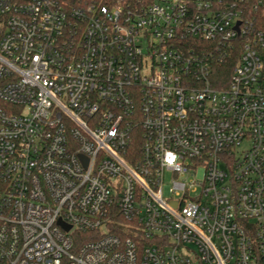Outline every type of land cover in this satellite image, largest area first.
<instances>
[{
	"label": "built area",
	"instance_id": "obj_1",
	"mask_svg": "<svg viewBox=\"0 0 264 264\" xmlns=\"http://www.w3.org/2000/svg\"><path fill=\"white\" fill-rule=\"evenodd\" d=\"M0 264H264L261 0H0Z\"/></svg>",
	"mask_w": 264,
	"mask_h": 264
},
{
	"label": "trees",
	"instance_id": "obj_2",
	"mask_svg": "<svg viewBox=\"0 0 264 264\" xmlns=\"http://www.w3.org/2000/svg\"><path fill=\"white\" fill-rule=\"evenodd\" d=\"M253 1H257V0H253ZM261 1H262L263 8H264V0H261ZM238 57H239V52L237 51V49L228 51V58L224 61L222 65L220 64L221 66L217 67L215 76L224 81L229 79L231 71L235 63L237 62ZM132 151L134 153H137L138 151L137 146H134Z\"/></svg>",
	"mask_w": 264,
	"mask_h": 264
},
{
	"label": "rangeland",
	"instance_id": "obj_3",
	"mask_svg": "<svg viewBox=\"0 0 264 264\" xmlns=\"http://www.w3.org/2000/svg\"><path fill=\"white\" fill-rule=\"evenodd\" d=\"M170 179H171V174L170 173H165L164 175V184L169 185L170 184Z\"/></svg>",
	"mask_w": 264,
	"mask_h": 264
},
{
	"label": "water",
	"instance_id": "obj_4",
	"mask_svg": "<svg viewBox=\"0 0 264 264\" xmlns=\"http://www.w3.org/2000/svg\"><path fill=\"white\" fill-rule=\"evenodd\" d=\"M65 230H69V228H68V227H66V228H65Z\"/></svg>",
	"mask_w": 264,
	"mask_h": 264
}]
</instances>
